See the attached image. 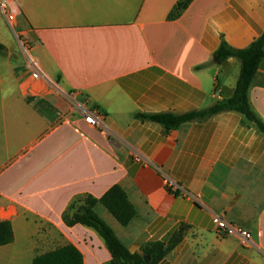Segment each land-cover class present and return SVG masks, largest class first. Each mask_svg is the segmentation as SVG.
<instances>
[{
    "label": "crops",
    "instance_id": "obj_1",
    "mask_svg": "<svg viewBox=\"0 0 264 264\" xmlns=\"http://www.w3.org/2000/svg\"><path fill=\"white\" fill-rule=\"evenodd\" d=\"M0 14V222L13 240L0 264L73 246L82 264H110L90 228L62 219L80 197L112 186L135 210L122 227L99 218L130 253L180 240L157 264H264V136L234 112L176 129L136 114H184L230 98L239 62L217 64L224 43L247 48L264 31V0H8ZM19 41L45 78H34ZM203 66L199 69L196 67ZM72 101L97 108L104 127L86 124ZM248 101L264 123V60ZM176 188L170 191L164 179ZM250 234L219 237L213 216Z\"/></svg>",
    "mask_w": 264,
    "mask_h": 264
},
{
    "label": "trees",
    "instance_id": "obj_2",
    "mask_svg": "<svg viewBox=\"0 0 264 264\" xmlns=\"http://www.w3.org/2000/svg\"><path fill=\"white\" fill-rule=\"evenodd\" d=\"M191 1L181 0L177 3L169 18H177ZM4 52V47L0 45V55ZM213 57L217 64L229 58H235L239 62V75L234 93L230 98L217 101L212 106L199 111L180 115L136 114L135 119L158 124L168 131L188 122L202 121L221 113L234 112L252 123L253 127L264 136V123L254 114L248 101L251 81L264 60V31L244 49H233L222 43ZM201 67L203 66L196 69ZM97 205L103 207L122 227L127 226L135 216V210L129 203L126 193L120 186L114 185L99 199L91 196L74 199L64 211L62 219L67 226L81 225L95 231L111 254L110 264H157L180 240L179 234L174 236L167 245L160 242L151 243L145 246L140 254L130 253L113 230L96 214ZM12 240L13 234L9 222H0V247L10 244ZM143 257H147L148 261L145 262ZM32 264H82V257L73 246L68 245L35 257Z\"/></svg>",
    "mask_w": 264,
    "mask_h": 264
},
{
    "label": "built area",
    "instance_id": "obj_3",
    "mask_svg": "<svg viewBox=\"0 0 264 264\" xmlns=\"http://www.w3.org/2000/svg\"><path fill=\"white\" fill-rule=\"evenodd\" d=\"M0 14L4 17L6 22L11 26L14 21V15L11 11V6L8 0H0ZM20 48L22 49L28 65L34 70V78H45L39 71L38 65L35 59L29 55V44L25 41H19ZM72 110L82 116L83 121L91 126L103 128L105 115L102 114L97 108H89L84 103L78 101H72ZM164 183L170 191H175V184L169 179L165 178ZM212 223L216 228V234L219 237L226 236H239L242 239L250 240V234L244 230L237 228L235 225L225 221L221 216H213Z\"/></svg>",
    "mask_w": 264,
    "mask_h": 264
},
{
    "label": "water",
    "instance_id": "obj_4",
    "mask_svg": "<svg viewBox=\"0 0 264 264\" xmlns=\"http://www.w3.org/2000/svg\"><path fill=\"white\" fill-rule=\"evenodd\" d=\"M143 259H144V261H145V262H147V261H148L147 257H143Z\"/></svg>",
    "mask_w": 264,
    "mask_h": 264
}]
</instances>
